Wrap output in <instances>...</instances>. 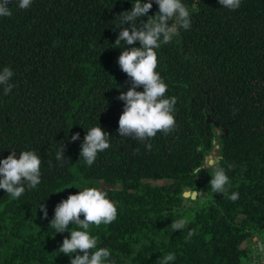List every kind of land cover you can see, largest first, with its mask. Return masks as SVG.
<instances>
[{"label": "trees", "instance_id": "obj_1", "mask_svg": "<svg viewBox=\"0 0 264 264\" xmlns=\"http://www.w3.org/2000/svg\"><path fill=\"white\" fill-rule=\"evenodd\" d=\"M184 2L191 28L162 45L157 65L165 95L177 97L176 126L158 131L150 150L117 132L119 93L131 81L118 64L115 23L131 0H33L28 9L12 0L13 14L0 17V68H13L15 85L7 95L0 88V157L27 149L42 157L36 189L18 199L0 189V264H70L59 251L70 232H55L50 220L78 186L102 188L118 202L112 223L91 226L117 264H161L169 252L177 257L170 264L250 262L253 241L264 242V0H242L236 10L218 0ZM157 11L153 0L148 15ZM97 124L111 134V146L87 166L80 145ZM74 132L80 139L69 142ZM214 140L218 163L233 165L225 195L211 189L212 168L207 179L192 171L215 150ZM187 189L201 195L186 198ZM232 191L239 192L235 201ZM181 217L187 227L173 231ZM189 229L195 234L186 239Z\"/></svg>", "mask_w": 264, "mask_h": 264}, {"label": "clouds", "instance_id": "obj_2", "mask_svg": "<svg viewBox=\"0 0 264 264\" xmlns=\"http://www.w3.org/2000/svg\"><path fill=\"white\" fill-rule=\"evenodd\" d=\"M226 9L236 10L241 7L242 0H218ZM12 0H0V17L11 16ZM33 0H16L19 9H28ZM132 7L119 13L115 27L119 29L115 45L123 50L118 57V64L130 78L131 86L119 93V99L124 102L123 111L118 120L117 132L121 137L146 142V148L151 149L149 142L158 131L167 133L176 126L175 105L176 96H166L168 84L162 78L158 65V50L162 45L180 36L181 30L191 28V11L184 0H155L158 11L148 15L153 7V0H131ZM142 15H147L142 20ZM139 41V46L134 42ZM123 44V46H121ZM133 45L132 47H127ZM14 70L11 66L0 68V88L7 95L15 87L12 82ZM142 85L143 90H138ZM111 134L100 124L87 128L81 141L80 158L87 166H92L100 152L111 146ZM80 139V133L74 132L69 142ZM64 144L56 152V159L63 160ZM42 157L35 149L19 151L11 150L6 157H0V189H3L13 199H18L27 189H36L41 183ZM212 168L209 181L212 191L228 193L230 177L227 171L232 164L221 166L215 157L206 158L193 169L197 176L202 169ZM77 186V185H76ZM79 187L76 193H70L55 205L50 226L55 232L69 231L59 247L60 253L67 254L70 264H117L112 252L107 246H98L96 235L91 232V226L112 223L118 215V202L109 198L106 190L95 186ZM187 198V197H186ZM228 198L235 201L239 198L238 191H232ZM44 218L48 217L47 205L39 204ZM83 214V218H81ZM76 225L69 228V224ZM189 221L178 218L172 221V230H183ZM195 234L189 229L186 239ZM75 253V255H73ZM176 253L169 252L163 256L161 264H170L176 260Z\"/></svg>", "mask_w": 264, "mask_h": 264}, {"label": "rangeland", "instance_id": "obj_3", "mask_svg": "<svg viewBox=\"0 0 264 264\" xmlns=\"http://www.w3.org/2000/svg\"><path fill=\"white\" fill-rule=\"evenodd\" d=\"M211 157H215L217 158L218 155H217V150H214L212 152V154L208 157V158H211ZM210 169V167L208 169H202V173L200 174V176L203 178V179H207L209 174H208V170ZM201 195V192H198V195L197 197L195 198V200ZM188 198H191V197H188ZM193 199V198H192ZM257 239V240H256ZM255 240L256 241H253V247L255 248L254 250V255L252 256V259L250 260V262H248L247 264H264V256H262V254L260 253V249L262 248V246H264V242L262 243V239L260 240L259 238H256ZM261 241V242H260ZM260 250V251H259Z\"/></svg>", "mask_w": 264, "mask_h": 264}, {"label": "water", "instance_id": "obj_4", "mask_svg": "<svg viewBox=\"0 0 264 264\" xmlns=\"http://www.w3.org/2000/svg\"><path fill=\"white\" fill-rule=\"evenodd\" d=\"M210 91H211V87H209L205 93L207 94V100H208V103H210ZM213 109V108H211ZM207 121L208 122H213V119H212V115L211 114H208V117H207ZM215 126L216 127H220L221 125L216 121L214 122ZM223 127L225 126L224 124L222 125ZM224 131L227 133V129L224 127ZM214 143H215V150H218L220 148V144L217 143V140H214ZM218 159V162L220 161L221 159V155L217 157ZM184 197H191L193 199H195L198 195V191L197 190H190V189H187L184 191L183 193Z\"/></svg>", "mask_w": 264, "mask_h": 264}, {"label": "built area", "instance_id": "obj_5", "mask_svg": "<svg viewBox=\"0 0 264 264\" xmlns=\"http://www.w3.org/2000/svg\"><path fill=\"white\" fill-rule=\"evenodd\" d=\"M261 242V241H260ZM263 243V242H262ZM264 244V243H263ZM261 250V251H260ZM260 253L262 254V256H264V246H262V248L260 249Z\"/></svg>", "mask_w": 264, "mask_h": 264}]
</instances>
